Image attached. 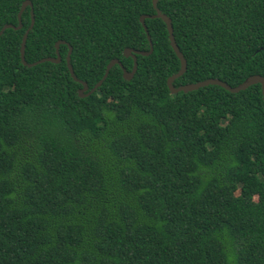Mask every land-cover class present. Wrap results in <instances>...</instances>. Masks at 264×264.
I'll list each match as a JSON object with an SVG mask.
<instances>
[{
    "label": "trees",
    "instance_id": "1",
    "mask_svg": "<svg viewBox=\"0 0 264 264\" xmlns=\"http://www.w3.org/2000/svg\"><path fill=\"white\" fill-rule=\"evenodd\" d=\"M25 0H0V30ZM0 35V264H264L261 85L171 93L153 0H30ZM175 86L264 76V0H159ZM92 88L80 97L82 84Z\"/></svg>",
    "mask_w": 264,
    "mask_h": 264
},
{
    "label": "water",
    "instance_id": "2",
    "mask_svg": "<svg viewBox=\"0 0 264 264\" xmlns=\"http://www.w3.org/2000/svg\"><path fill=\"white\" fill-rule=\"evenodd\" d=\"M159 0H153L152 3H153V7L155 9V13L154 14H142L140 16V22L142 24V26L144 27V30L147 34V38H148V41H149V50L148 51H144V50H137V49H133L131 47H126L123 51V54L125 57H132L133 59V66H132V69L131 70H126L125 68L121 67L122 68V71H123V78L126 79V80H130L133 78L136 70H137V54H141V55H149L152 53L153 51V45H152V42H151V38H150V35H149V32H148V29H147V26L145 24V19L146 18H161L165 25H166V28H167V31H168V36H169V42H170V45L172 47V49L174 50L175 54L177 55L179 61H180V68L179 70L172 74L171 76L168 77L167 79V85H168V88H169V91L171 93H178L180 91H183V92H189V91H193V90H196L200 87H203V86H207V85H218V86H221L223 87L224 89L228 90L229 92H232V93H236L240 90H244L246 89L247 87L253 85V84H260L261 85V91H262V97H263V100H264V76L260 75V74H254V75H250L248 76L247 78H245V80L241 83H239L238 85L236 86H231L229 85L227 82L223 81V80H220L218 78H207V79H204V80H200V81H197V82H194V83H188V84H184V85H180V86H175L173 84L174 80L178 77H180L187 69V61H186V58L183 56L182 52L180 51L176 41H175V38H174V35H173V26H172V23H171V19L169 16H167L165 13H163L157 6V2ZM29 6L30 7V16H31V24L30 26L27 28V30L25 31V33L23 34V37H22V41H21V47H20V55H21V62L24 64V65H28V66H32V65H35V64H38V63H41V62H45V61H49V62H53V63H59L61 61V56L59 54V51H58V46H59V43L62 42V41H58L56 42L55 46H56V56L55 57H45V58H41L40 60H37L33 63H27V61L25 60V43H26V39H27V35H28V32L32 29L33 27V24H34V13H33V7H32V3L30 0H25L22 4H21V8L18 12V20H19V24L17 26H14L13 24H5L1 30H0V35L3 33V31L6 29V28H14V29H19L22 27V23H21V14L23 12V10ZM71 51H72V48L71 46H69V51H68V54L66 56V64H67V67H68V70L70 72V75L72 76V78L81 83L82 84V87L78 90V94L80 97H85L89 94H91L92 92H94L101 84L102 82L104 81V79L107 77L108 75V72L109 70L111 69L112 66H114L115 64H118L120 66L121 65V62L118 58H114V59H111L109 61V63L107 64L106 68H105V72H104V75L102 76V78L92 87V88H89L87 82L83 81V80H80L79 78L76 77V75L74 74V71H73V68H72V65L70 63V55H71Z\"/></svg>",
    "mask_w": 264,
    "mask_h": 264
}]
</instances>
